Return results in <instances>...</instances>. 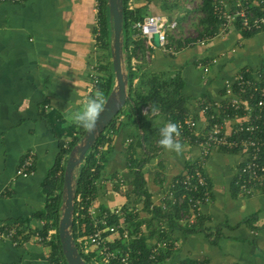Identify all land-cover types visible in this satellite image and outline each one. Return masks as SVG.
<instances>
[{"label":"crops","instance_id":"0c3cea01","mask_svg":"<svg viewBox=\"0 0 264 264\" xmlns=\"http://www.w3.org/2000/svg\"><path fill=\"white\" fill-rule=\"evenodd\" d=\"M192 1L127 0V8L139 9L142 16H158L172 25L169 39L170 33L177 31L179 19L204 15L202 0L196 7H192ZM96 3L97 0L0 3V222H19L30 232L43 225L34 213L44 206L41 184L58 153L57 140L43 114L53 111L61 124H73L70 114L81 109L85 99L95 93L88 89V67L98 49V41L94 44ZM203 35L211 36L202 27L196 36ZM196 36L186 38L170 52L169 66H158L156 70L169 68L171 75L180 73L184 104L193 114H198L203 101L224 99L222 82L231 79L237 70L254 71L264 66L262 32L246 34L231 25L204 45L190 43ZM145 52L153 58L154 54L162 57L168 51L152 42ZM200 57L216 59L207 72L197 66L196 59ZM129 62L133 68H145L136 55H131ZM141 113L145 114L144 110ZM148 116L154 134L168 123L154 110ZM118 117L114 127L109 126L112 132L106 147L110 152L100 177L121 176L125 190L118 192L117 188L97 184L94 200L109 208L138 201L142 196L133 192V171L138 170L143 189L160 208L162 195L197 159L199 148L182 144L180 153L165 150L158 143L160 136L153 135L138 144L142 132L137 117L124 113ZM28 150L34 152V167L27 177H21L16 175V168ZM242 159L239 150L216 149L208 155L203 171L210 202L200 208L193 231L179 219L172 229L166 220L178 247L164 250L162 254L167 252L166 256L158 264H264V191L254 188L246 194L236 187ZM136 203L141 204V200ZM173 208L174 205L168 211ZM138 217L149 220L153 212L141 208ZM154 222L143 239L147 247L158 237ZM44 243L28 234L16 245L0 240V264H51L49 248Z\"/></svg>","mask_w":264,"mask_h":264},{"label":"built area","instance_id":"2783aa9c","mask_svg":"<svg viewBox=\"0 0 264 264\" xmlns=\"http://www.w3.org/2000/svg\"><path fill=\"white\" fill-rule=\"evenodd\" d=\"M22 1L24 0H0V3ZM210 1L212 13L217 18L218 24L217 31L211 36L220 34L231 25H236L244 33H264V0ZM97 5L98 2L96 13ZM171 27L172 25L166 24L155 15H144L131 25L135 36L143 39L145 47L152 45V39L156 37L160 48L170 52L175 50V46L171 45L168 39V30ZM99 33L100 26L96 17L94 44L98 41ZM211 36H196V40L190 43L204 45ZM146 55L148 56L147 53ZM215 61V58L196 59L197 66L203 72H207ZM99 65L95 59L89 64V91L95 90L96 84L100 81ZM131 68L133 69V66ZM222 85L224 99L203 101L199 103L201 116L198 117L187 111L174 122L179 129V136L174 138L181 144L197 145L199 156L189 164L187 170L172 181L169 189L162 195L163 205L160 208L167 211L174 205L178 208V219L187 226L197 222L200 208L210 202L203 167L208 155L216 149L241 152L243 159L235 178V185L240 191L246 194H250L254 188L264 191V66L254 71L241 68L231 79H224ZM111 132L112 129L107 127L104 136L109 137ZM68 142L66 138L64 147L68 146ZM98 148L102 150L104 144L99 145ZM98 155L99 152L96 156ZM33 167L34 152L28 150L17 165L16 175L27 177ZM97 184L125 190L122 186L123 178L119 175L105 178L99 176L95 180V185ZM94 199L84 206L80 194L74 198L77 205L75 214H78L80 209H84L90 227L86 234L76 239L80 250L83 253L93 252L92 261L95 264H136L135 261L139 258L140 252L134 250L130 243L146 237V230L152 225V223L149 225L145 219H141L138 229H133L130 224L132 220H135L134 214L139 215L140 209H143L142 203L109 208L98 205ZM154 207L156 205L150 201L146 210L153 211ZM166 220V217H161L156 221L158 237L148 246L150 251L148 259L152 262H157L164 250H173L178 247V242L169 233ZM54 233L55 229L50 228L43 236L38 229L30 232L16 221L0 222V240L9 241L13 245L18 244L23 235H31L33 239L43 243L50 240ZM119 240L125 244V250L115 244Z\"/></svg>","mask_w":264,"mask_h":264},{"label":"trees","instance_id":"16d2710c","mask_svg":"<svg viewBox=\"0 0 264 264\" xmlns=\"http://www.w3.org/2000/svg\"><path fill=\"white\" fill-rule=\"evenodd\" d=\"M97 22L100 26V33L97 38L98 49L105 53V56L110 58V45L112 40V22L110 15L108 13V7L106 0H97ZM123 12H122V47L125 55V69L127 74V99L125 105L121 108L118 113L111 119L107 124L105 129L96 137L92 146L86 151L84 159L75 169V185H74V198L77 194H80L83 205L94 198L96 185L95 180L99 178L100 172L103 169L105 162L107 161L110 149L106 147L109 144V137L104 136V131L109 126H113L114 120L122 113L126 116L137 117L139 130L142 135H138L137 143L142 144L145 142L147 137L160 136L157 129L155 134L154 130L150 129V118L148 114L141 113L142 106H148L151 111L157 110V114L163 117L166 122H175L177 119L181 118L185 112H187V106L184 104L185 100L181 93V88L183 81L179 72L167 76L164 72L152 71L147 68H131L130 57L131 55H136V51L143 52V39L139 36H135L134 30L131 29V25L134 21L140 20L142 15L139 9H128L127 0H122ZM201 10L204 13L202 18V27L204 32L213 35L217 29V18L212 13V4L210 0H202ZM250 34V33H246ZM131 52L128 53V51ZM137 56V55H136ZM101 76L100 81L96 84L95 92L99 90L105 98L108 96L112 90L115 83V76L112 70V65L110 59H107L105 64L100 63L99 65ZM141 70V71H140ZM164 74V75H163ZM134 83V79H136ZM45 118L48 120L51 131L57 140L58 153L53 165L48 170L46 177L42 181V191L45 196V203L42 209L34 213V217L43 221L41 228H37L40 233L45 236L47 230L50 228L55 229V233L52 235L51 239L46 241L44 244L49 248V260L51 264H67L66 260L62 254L58 234H57V223L60 216V206H61V188H62V178L65 163L68 154L73 146H75L82 138L85 129L76 125L75 123L70 125H63L60 123L59 116L53 111L44 113ZM114 127V126H113ZM159 135H158V134ZM66 138L68 139V146L64 147ZM104 144V148L99 150L98 146ZM99 152V155L96 154ZM133 174L135 176V186L133 192L136 195H141V200L143 209H148L150 204L149 195L142 186V177L138 170H134ZM86 202V203H85ZM134 202V203H136ZM133 203V204H134ZM131 205V204H130ZM126 206V205H122ZM77 210V205L74 202V212L72 215V237L74 243L81 254L82 258L87 264H95L92 261L93 252L83 253L80 250V246L76 239L80 235L86 234L90 227L88 224V218L84 209H80L78 214H75ZM170 210V209H169ZM153 222L148 221V224L155 223L162 216L166 217L168 220V226L174 228L176 224V219H178V208L175 207L171 211H162L159 207H154L153 209ZM170 212V213H169ZM135 220L130 222L133 229H138V225L141 220L138 218V214H134ZM130 221V219H129ZM195 224L189 225L188 229L191 231L195 230L197 227ZM144 238L139 240H134L130 243L134 250L140 252L139 258L135 261L136 264H158L165 258L166 253L162 254L157 262H152L148 259L150 253L149 247L143 241ZM119 248L125 250V244L121 243L119 240Z\"/></svg>","mask_w":264,"mask_h":264},{"label":"water","instance_id":"95a60500","mask_svg":"<svg viewBox=\"0 0 264 264\" xmlns=\"http://www.w3.org/2000/svg\"><path fill=\"white\" fill-rule=\"evenodd\" d=\"M108 13L112 22V40L110 58L115 83L104 100L103 110L99 114L92 130H85L80 141L71 148L63 172L61 188L60 216L57 223V234L62 254L67 264H87L79 253L71 232L74 210L75 169L84 159L86 151L92 146L96 137L105 129L111 119L123 108L127 99V74L124 67L122 47V0H106Z\"/></svg>","mask_w":264,"mask_h":264},{"label":"rangeland","instance_id":"374dc122","mask_svg":"<svg viewBox=\"0 0 264 264\" xmlns=\"http://www.w3.org/2000/svg\"><path fill=\"white\" fill-rule=\"evenodd\" d=\"M192 1V0H191ZM201 2H199V0H196V1H192L191 5L192 7H196V5H200ZM204 16V15H203ZM202 17H199L198 14H195L193 15L192 17H184L182 19H179V24H178V28H177V31H173L170 33L169 35V39L171 40V45L175 46L176 49L179 48L180 45L183 44V41L186 39V38H195L196 34L198 32H200L201 28H202ZM193 40V39H192ZM143 41V40H142ZM152 42L157 46L158 45V41L156 39V37H154L152 39ZM143 52H139L138 50L136 51V55H137V58L140 60V61H143V66H145V68L147 69H151L152 71H156L158 70V66H169V61L171 60V57H172V54L170 53V51L166 52L162 57L158 56L156 54H154V57L150 58V54H148V56L146 55V52H145V43L143 41ZM171 54V55H170ZM95 58V61L98 62L99 64L101 63L102 64H105L107 59H110L111 61V58H108L107 56H105V53H102V51H100L99 49L96 48V52H94L93 54V59ZM166 58V59H165ZM163 63V64H162ZM124 67H125V55H124ZM164 70L160 71V72H164L166 73L164 76L166 77L167 76V73L169 75H171V72H169L171 69L169 68H163ZM168 70V71H166ZM126 71V69H125ZM159 71H156V73H158ZM159 72V73H160ZM143 109V108H142ZM144 110V113L145 114H149L150 115V108L147 107L146 109H143ZM141 110V111H143ZM154 111H157V110H154ZM158 112V111H157ZM198 117L201 116L198 112V114H196ZM119 118V117H118ZM117 118V119H118ZM117 119L114 120L115 121V124L117 122ZM114 126V124H113ZM106 137V136H105ZM104 186V184H102V187ZM123 187H125V182L123 181V184H122ZM124 190H119L118 192H122Z\"/></svg>","mask_w":264,"mask_h":264},{"label":"clouds","instance_id":"9594fccd","mask_svg":"<svg viewBox=\"0 0 264 264\" xmlns=\"http://www.w3.org/2000/svg\"><path fill=\"white\" fill-rule=\"evenodd\" d=\"M103 105V94L97 90L93 95L85 99L81 109L70 114V120L85 130H92L96 125L99 114L103 110ZM177 136H179L177 125L173 122H168L160 129L158 143L165 150L180 153L183 150V146L179 140L174 138Z\"/></svg>","mask_w":264,"mask_h":264}]
</instances>
